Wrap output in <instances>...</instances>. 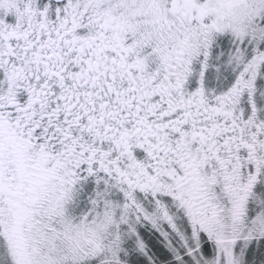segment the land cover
Wrapping results in <instances>:
<instances>
[{"label": "snow or ice", "instance_id": "1", "mask_svg": "<svg viewBox=\"0 0 264 264\" xmlns=\"http://www.w3.org/2000/svg\"><path fill=\"white\" fill-rule=\"evenodd\" d=\"M0 264H264V0H0Z\"/></svg>", "mask_w": 264, "mask_h": 264}]
</instances>
